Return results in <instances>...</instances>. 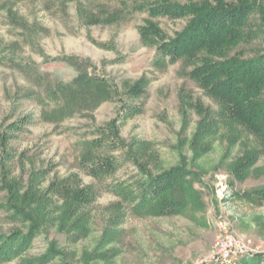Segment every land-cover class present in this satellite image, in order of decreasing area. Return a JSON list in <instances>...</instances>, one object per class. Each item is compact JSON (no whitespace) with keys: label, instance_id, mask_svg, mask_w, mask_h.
<instances>
[{"label":"rangeland","instance_id":"rangeland-1","mask_svg":"<svg viewBox=\"0 0 264 264\" xmlns=\"http://www.w3.org/2000/svg\"><path fill=\"white\" fill-rule=\"evenodd\" d=\"M153 1L0 0V163L11 179L20 180V194L28 178L40 194L53 181L94 191L66 226L61 224L63 200L46 193L42 228L0 264H204L219 219L237 237L264 247V200L249 195L264 187V156L244 181L234 180L228 165L258 146L241 128L224 124L198 141L195 156L191 141L199 116L194 104L214 112L217 107L185 76L180 62L155 65L154 51L141 44L138 28L150 19L146 8ZM152 20L168 37L187 23ZM248 51L263 52L264 40ZM63 58L67 63L54 62ZM72 59H79L88 74L109 80L118 96L61 120H46L42 110L54 106L47 103L50 84L68 83L77 75ZM142 77L148 80L144 93L127 96L126 84ZM112 125L123 145L108 133ZM91 157L109 159L112 167L95 176L88 170ZM129 158L152 175L181 165L196 172L198 204L164 216L135 210L118 188L137 193L142 182ZM6 199L0 191V238L25 234L29 224L12 218Z\"/></svg>","mask_w":264,"mask_h":264},{"label":"trees","instance_id":"trees-1","mask_svg":"<svg viewBox=\"0 0 264 264\" xmlns=\"http://www.w3.org/2000/svg\"><path fill=\"white\" fill-rule=\"evenodd\" d=\"M150 19L138 28L141 44L154 51L155 65L180 62L182 71L214 102L217 110L194 104L199 116L197 129L191 146L195 156L199 153L198 141L219 124L234 125L255 139L257 149H248L228 165V172L234 180L244 181L259 156H264V51L249 53L248 47L259 39L264 40V0H199L179 3L175 0H155L146 8ZM171 20L187 19L186 25L168 37L154 18ZM112 22L114 19L112 17ZM68 59L54 62L67 63ZM77 75L68 83L58 81L49 87L47 99L53 108H43L46 120L63 119L71 113L91 109L98 104L118 96L109 80L87 73L79 59H72ZM80 64V65H79ZM81 69V70H80ZM148 80L142 77L132 84H126V95L137 97L144 93ZM15 128V125L12 124ZM108 132L115 137L114 125ZM5 140L2 136L1 143ZM93 145L97 142H92ZM100 143V141H99ZM88 156L83 160L88 161ZM130 159V158H129ZM138 167L142 182L138 192L118 186L125 199L134 204L135 210L146 209L157 216L180 214L198 204L199 192L193 179L196 172L185 165L172 167L160 174L152 175L146 165L137 159H130ZM93 165L89 172L96 176L106 173L112 167L109 159L89 160ZM0 191L6 193L7 209L13 219L28 223L23 235L13 234L0 238V261L11 257L29 245L43 223V204L46 193L55 192L64 203L62 226L71 219L81 204L93 196V188L74 186L69 181H53L44 194L36 192L34 183L28 178L25 192L20 194V180L11 179L6 167L0 163ZM249 195L264 200V187L252 190ZM66 226V225H65ZM46 259V258H45ZM262 259V258H261ZM260 256L240 259L237 264H260Z\"/></svg>","mask_w":264,"mask_h":264},{"label":"built area","instance_id":"built-area-1","mask_svg":"<svg viewBox=\"0 0 264 264\" xmlns=\"http://www.w3.org/2000/svg\"><path fill=\"white\" fill-rule=\"evenodd\" d=\"M261 256L264 258V247L237 237L228 229L223 219L217 222V235L213 241L210 256L204 264H237L242 258Z\"/></svg>","mask_w":264,"mask_h":264}]
</instances>
